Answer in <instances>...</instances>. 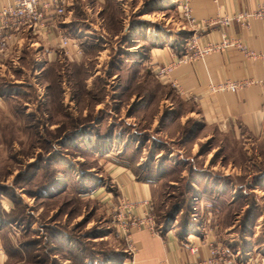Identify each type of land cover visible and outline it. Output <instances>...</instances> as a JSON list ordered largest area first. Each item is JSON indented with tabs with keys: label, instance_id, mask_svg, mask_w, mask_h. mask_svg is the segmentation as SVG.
<instances>
[{
	"label": "rangeland",
	"instance_id": "1",
	"mask_svg": "<svg viewBox=\"0 0 264 264\" xmlns=\"http://www.w3.org/2000/svg\"><path fill=\"white\" fill-rule=\"evenodd\" d=\"M150 2L106 0L101 11L94 8L101 31L92 38L95 46L84 49V61L43 67L36 49L27 48L0 71L10 98L0 110L4 264H119L127 258L118 215L135 205L109 207L95 195L102 188L118 196L104 170L110 157L124 168L137 164L139 182L153 170L156 227L212 232L213 244L233 255L264 252V141L215 130L205 139L208 132L199 134L193 119L182 123L180 114L193 106L161 85L143 56L134 59L122 49L123 25L135 26L146 12L151 19ZM147 17L150 35L158 27L152 23L166 21ZM145 37L149 44L153 36L146 30Z\"/></svg>",
	"mask_w": 264,
	"mask_h": 264
},
{
	"label": "crops",
	"instance_id": "2",
	"mask_svg": "<svg viewBox=\"0 0 264 264\" xmlns=\"http://www.w3.org/2000/svg\"><path fill=\"white\" fill-rule=\"evenodd\" d=\"M105 1L65 0V14L61 17L45 16L46 28H41L38 32L24 30L10 34L6 51L0 57V71L5 68L6 62L21 60L19 56L26 55L27 48L36 49V57L43 62V67L55 66L60 61H84V49L95 46L92 38L98 37L99 30L101 31L97 24L99 18L93 20L97 15L93 10L98 8V12L101 11L105 7ZM14 2L15 0H0V11ZM261 2L262 0H190L192 20H186L182 14V0H151L152 18L147 17L148 12L143 13L137 17L135 26L133 23H130V27H127L128 24L123 25L119 32L124 37L122 49L135 54L132 56L134 59L136 56H143L144 66L151 69L153 74L156 75L160 68L171 69L169 76H157L158 82L161 85H171L181 101L193 106L188 113H179V117H182V123L183 120L193 119L199 134L208 132L205 133V139L212 138L210 130H215L235 139L246 137L245 140L248 141L250 138L255 142L264 141L263 93L261 85L256 83L264 74V22L237 19V16L253 15ZM75 9L81 11L75 13ZM153 14L165 17V24L155 22L159 17L153 18ZM145 17L153 20L154 26H158L153 29L152 39L148 38V41L152 40L149 44L145 32L147 30V37L151 36L150 28H146ZM225 18L232 20L226 24ZM60 36L67 37L72 44L75 42L78 49L61 46ZM193 43L199 50L206 47H215L216 50L203 57H192L195 53L191 48ZM145 46L149 47L147 51L144 50L146 54L141 51ZM251 54L254 56L250 57ZM244 80L246 84L242 83L234 93L225 88L218 90L220 85ZM4 95L0 84V110H5L10 101ZM110 158L111 161L106 162L104 170L118 186V196L114 199L113 191L105 192L102 188L95 195H99L109 207L119 205L122 201L135 205L122 210L125 223L130 227L129 243L135 252L121 264H185L205 259L209 252L208 246L214 241L212 232H188L183 237L174 225L168 228H163V224L158 226V234L130 226V217L142 218L146 211L144 202H152L154 185L150 180L154 177L150 172L153 170L150 169L146 174L148 181L139 182L135 174L137 164L134 168H124ZM153 161L156 163L157 159ZM190 249H196L195 253ZM249 257L252 264H260L261 258L264 259V252L261 249L249 254ZM0 264H4L2 255Z\"/></svg>",
	"mask_w": 264,
	"mask_h": 264
},
{
	"label": "built area",
	"instance_id": "3",
	"mask_svg": "<svg viewBox=\"0 0 264 264\" xmlns=\"http://www.w3.org/2000/svg\"><path fill=\"white\" fill-rule=\"evenodd\" d=\"M184 4L181 5L183 18L186 20H192L191 15V6L190 0H182ZM214 2L215 0H211ZM65 0H15L14 3L7 5L0 11V57H2L6 51V43L10 34L14 32L29 30L32 32H38L41 28H46L47 23L45 22V16L48 17H61L65 14ZM243 18L247 21L251 22L252 20H261L264 22V0L259 5V8L253 15H244L237 16V19ZM232 19L225 18L224 22L227 24ZM60 45L63 47H74L78 49V45L74 42L71 43V40L67 37L60 36ZM238 47L240 45L238 44ZM191 48L194 49V55L192 57H203L211 51L216 50L215 47H206L203 50H199L195 47V43L191 45ZM254 55L251 54L250 57ZM1 59V58H0ZM187 61V60H185ZM171 73V69L168 67L160 68L157 72L158 77L169 76ZM246 80L239 82H229L218 87V90H222L223 88L227 89L231 93H234L241 84H246ZM256 83L261 85L262 93H263V106H264V74L261 78L256 80ZM146 206V211L142 218H133L130 226L135 227L136 229H146L152 234H158V230L156 229L155 219L152 215L151 204L144 202ZM120 210H127L126 206ZM118 219L120 222L119 231L122 238H124L125 242L128 243L127 249V258L129 259L134 254V247L129 243L130 235L129 229L130 227L125 223V218L120 211L118 215ZM121 219H124L121 221ZM209 252L208 256L205 259H199L195 261H191L185 264H252V259L248 254L244 253V255H240L239 252L236 255L231 254L227 249H223L218 245L209 244L208 246ZM193 253H195L196 249H190ZM125 259V260H126ZM264 263V259L261 258L260 264Z\"/></svg>",
	"mask_w": 264,
	"mask_h": 264
},
{
	"label": "trees",
	"instance_id": "4",
	"mask_svg": "<svg viewBox=\"0 0 264 264\" xmlns=\"http://www.w3.org/2000/svg\"><path fill=\"white\" fill-rule=\"evenodd\" d=\"M58 64H59V63H57V65H55V66H58ZM51 67H53V66H51ZM165 227H166V226H165ZM163 228H164V227H163ZM176 228L179 230L178 232H179V233L181 234V236H183V237H186L187 234H189L186 230H183L182 227L179 226V225L176 226ZM121 262H122V261H120L119 264H121Z\"/></svg>",
	"mask_w": 264,
	"mask_h": 264
}]
</instances>
